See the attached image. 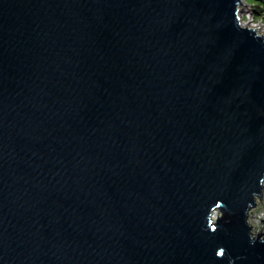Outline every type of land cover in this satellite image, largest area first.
Here are the masks:
<instances>
[{
  "label": "water",
  "instance_id": "1",
  "mask_svg": "<svg viewBox=\"0 0 264 264\" xmlns=\"http://www.w3.org/2000/svg\"><path fill=\"white\" fill-rule=\"evenodd\" d=\"M243 12L0 0V264H264V33Z\"/></svg>",
  "mask_w": 264,
  "mask_h": 264
},
{
  "label": "rangeland",
  "instance_id": "2",
  "mask_svg": "<svg viewBox=\"0 0 264 264\" xmlns=\"http://www.w3.org/2000/svg\"><path fill=\"white\" fill-rule=\"evenodd\" d=\"M241 17L243 20V25L255 28L258 27L257 29L259 30V32L264 33V17L258 18L255 15V13L253 12V5L249 0H244V12ZM261 218H264V199L258 202L257 206L251 213L250 219L252 225L258 226L261 223Z\"/></svg>",
  "mask_w": 264,
  "mask_h": 264
},
{
  "label": "trees",
  "instance_id": "3",
  "mask_svg": "<svg viewBox=\"0 0 264 264\" xmlns=\"http://www.w3.org/2000/svg\"><path fill=\"white\" fill-rule=\"evenodd\" d=\"M253 5V12L259 17H264V0H249Z\"/></svg>",
  "mask_w": 264,
  "mask_h": 264
}]
</instances>
